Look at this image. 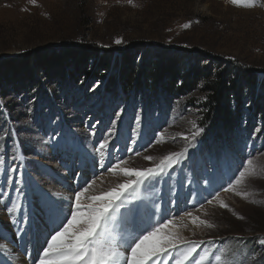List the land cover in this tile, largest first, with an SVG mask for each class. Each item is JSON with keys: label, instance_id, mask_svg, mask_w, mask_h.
I'll list each match as a JSON object with an SVG mask.
<instances>
[{"label": "rangeland", "instance_id": "374dc122", "mask_svg": "<svg viewBox=\"0 0 264 264\" xmlns=\"http://www.w3.org/2000/svg\"><path fill=\"white\" fill-rule=\"evenodd\" d=\"M244 2L255 6L235 5L231 0H134L135 6L127 0H36L35 4L30 0H0V64L7 61L20 63L32 53L48 55L96 47L118 55L109 75L99 72L92 62L76 83L72 82L69 92L60 82L49 83V80L41 79L52 98L50 107L54 108L58 118L51 117L49 107L41 106V110H35V102L15 94L12 86L4 90L5 95L0 98L3 111L0 128L5 126L16 133L20 142L17 150L23 160L11 159L14 154L12 138L5 136V140H0V147L7 151L6 159L10 165H22L24 188L36 200L39 218L43 217L42 199H38L36 191L32 190L33 184L53 199L55 193L68 194L69 186L77 187L75 173L91 174L95 147L108 134L111 121L116 120V137L111 143L121 151L112 155L128 159L126 167H151L163 156L187 148L182 164L172 173L173 179L165 177V181L155 188L142 187L138 195L146 201L163 197V207L171 208L172 212L179 214L191 209L193 214L196 213L194 215L214 224L215 227L209 229L197 226L185 217L186 230H198L191 229L186 233L180 228L178 231L189 240H203L205 243L201 248L211 241L213 252L221 249L229 264H260L263 259L259 254L242 261L232 259L230 247L225 245L229 239L258 241L264 238V0ZM185 24L189 27L185 28ZM117 39L122 43L116 44ZM52 48L57 50L48 51ZM145 51L166 58L180 55L191 65L199 61L201 66L211 63L216 68L221 65L222 68L254 71L258 86L254 90L245 87L244 105L237 121L240 125L238 137L243 142L239 147L243 150L233 152L230 157L234 161L230 162L226 154H222L215 168L217 159L211 154L205 157L197 154L194 158L201 145L198 138L202 132L194 141L190 137L196 127L203 128L199 120L202 99L192 105L182 102L169 119L161 121L157 111L148 113L140 100L134 102L135 93L131 89L129 92L122 90L118 77L125 67L118 60L120 54L136 59L139 64ZM69 70L74 71L72 67ZM118 112L120 118L117 120L115 114ZM134 131L138 135L132 145ZM53 133H59L57 141L64 137V142L72 147L53 150L51 143H45ZM0 135L4 133L0 132ZM183 136H188L189 140H184ZM157 138L160 143L155 142ZM150 143L152 146L143 151ZM235 143L238 145L236 140ZM126 147L140 150L141 155L124 151ZM149 155L153 161L144 159ZM247 159H252L253 163L246 165L248 172L244 182L236 187V191L247 192V197L238 196L235 191L225 192L223 189L229 179L241 170L240 165ZM186 164H192L195 171L188 170ZM107 176L111 179H105ZM105 177L103 184L97 181L98 186L105 189L125 179L112 174ZM206 180L208 184H205ZM157 189L163 192L162 197L156 195ZM11 191L8 189L9 194ZM216 193H219V199L207 204V199ZM173 199L177 200L178 207H172ZM221 202L228 207H220ZM22 203H26L24 197ZM4 208L0 205L1 216ZM1 216L0 224L4 228L0 229V236L5 238L16 227L12 220H4ZM23 239L28 241L27 236ZM14 242L17 244L18 240ZM38 247L31 252L32 257ZM5 261L7 257L0 254V264Z\"/></svg>", "mask_w": 264, "mask_h": 264}, {"label": "snow or ice", "instance_id": "6c2138e0", "mask_svg": "<svg viewBox=\"0 0 264 264\" xmlns=\"http://www.w3.org/2000/svg\"><path fill=\"white\" fill-rule=\"evenodd\" d=\"M30 2L35 4L36 0ZM127 2L135 6L134 0ZM231 3L243 4L245 7L255 6L250 2L245 3L244 0H231ZM184 27L187 28L189 25L185 24ZM115 43L120 44L122 41L117 39ZM115 115L118 120L120 113ZM138 123L139 118H137ZM0 132L4 133L0 135V140H5V136L13 139L14 154L11 159L23 160V156L17 150L20 142L16 139V133L9 132L6 128H0ZM201 132L203 128L196 127L191 133V140L194 141ZM57 135L59 133H53L45 143H51L53 150L72 147L64 142V137L57 141ZM137 135L138 133L134 131L131 138L132 145H135ZM115 137L116 120H113L108 134L102 137L95 147V154L91 157V174L75 173L78 178L77 187L69 186L68 194L55 193V199L48 193H41L42 218L32 217L27 212H22L19 218L12 215L22 210L21 198L24 196L22 165L20 167L16 164L10 165L6 159L7 151L0 147V205H4L12 216L17 237L23 239L27 236L28 244L35 241L33 247L39 245L35 257L31 256L27 247L16 254L12 247L15 242L10 243L0 236V240L4 241L0 242V254L7 257V261L3 264L8 262L11 264H229L221 249L217 248L213 252L211 241L201 248L205 243L203 240H189L178 231L180 228H187V224L182 223L185 217L193 224L209 229L214 228V224L194 215L191 209L176 214L171 208L162 207L160 199L146 201L138 195L142 187L155 188L157 184L165 181V177L169 180L173 179L172 173L175 172L176 166L182 164L187 148L163 156L151 167L130 168L126 167L128 159L112 155L121 151L111 143ZM182 138L189 140L188 136ZM155 142L160 143V139L157 138ZM151 146L150 143L143 151H147ZM124 151L134 153L136 156L141 155V151L134 147H126ZM144 159L153 161L150 155L145 156ZM252 163V159L242 163L241 170L229 179L228 185L223 190L235 191L236 195L247 197V192L236 191V187L243 184L248 172L246 165L250 166ZM106 174L121 175L125 179L106 189L99 187L97 181L103 184ZM208 183L206 180L205 184ZM8 189L16 192L15 199L9 196ZM218 199L219 193H216L206 202L211 205ZM171 205L178 207L177 200H171ZM200 207L202 208L203 204ZM220 207L227 208L228 205L221 202ZM238 218L243 219V217ZM37 219L40 223H37ZM178 221L180 223H177ZM257 242L264 251V238L254 243ZM25 257L28 259L25 260ZM260 264H264V260Z\"/></svg>", "mask_w": 264, "mask_h": 264}, {"label": "trees", "instance_id": "16d2710c", "mask_svg": "<svg viewBox=\"0 0 264 264\" xmlns=\"http://www.w3.org/2000/svg\"><path fill=\"white\" fill-rule=\"evenodd\" d=\"M56 50L52 48L48 51ZM144 53L139 64H136V59L132 60L130 56L124 57L123 53L120 54L118 60L125 67L118 77L122 90L129 92L131 89L135 93L134 102L138 103L140 100L148 113L157 111L161 121L169 119L182 102L192 105L197 99H202L199 120L204 130L198 138L201 145L198 152L194 153V157L197 154L203 156L204 153L209 152L217 158H222L221 155L226 154L230 162L234 161L230 157L233 152L243 150L239 147L243 142L238 137L240 125L237 121L240 120L244 105L242 98L247 89L245 87L249 86L254 90L258 86L254 71L242 68L232 69L227 66L222 68L221 65L216 68L211 63L201 66L199 61L191 65L190 61L184 62L180 55L166 58L157 53H147V51ZM115 55L112 51H100L96 47L77 52L48 53V55L38 52L28 54L20 63L7 61L0 64L2 94L0 98L5 95L4 90L12 86L15 94L35 102L33 105L35 110H41V106L49 107L51 117L58 118L54 108L50 107L52 98L48 95L44 87L45 83H42L41 79L49 80V83L60 82L69 92L73 86L72 82L76 83L92 62L99 72H107L109 75L108 72L113 69L116 61L114 58L118 57ZM70 67L74 71L69 70ZM2 114L3 111L0 109V118ZM7 130L10 132L9 129ZM186 165L192 170L191 164ZM254 242L253 239L248 241L229 239L225 245H229L232 259L242 261L259 254L264 260V251Z\"/></svg>", "mask_w": 264, "mask_h": 264}, {"label": "bare ground", "instance_id": "6f19581e", "mask_svg": "<svg viewBox=\"0 0 264 264\" xmlns=\"http://www.w3.org/2000/svg\"><path fill=\"white\" fill-rule=\"evenodd\" d=\"M109 177V178H108ZM106 178H108V179H111V177L110 176H107V177H105V179ZM113 179H114V177H113ZM98 185V184H97ZM32 186V185H31ZM159 187H160V185H159ZM149 188V187H148ZM32 190L33 191H36V194L38 195V199H43L42 198V195H41V193H42V191L40 190V187L38 186V185H36V184H33V188H32ZM154 190V189H153ZM143 191H144V189H143ZM14 192L15 191H11V193L9 194V196L12 198V199H15L16 198V192H15V194H14ZM44 193V192H43ZM140 195V194H139ZM156 195L158 196V195H160V197H162L163 196V192H159V190L157 189V191H156ZM151 196V195H150ZM24 198H25V200H26V203L24 204V203H22V210H18L16 213H14V214H12V215H14L16 218H19L21 215H22V211L23 212H27L30 216H32V212H33V216L32 217H38L39 218V216H37L36 215V200L34 199V197H33V195H32V193H30V192H28V190L26 189V188H24V196H23ZM22 197V198H23ZM143 197V196H142ZM148 197V196H147ZM177 197V196H176ZM22 198H21V201H22ZM32 198V200L30 201V199ZM157 199H160V202H161V205H162V207H163V205H164V199H163V197L162 198H157ZM25 202V201H24ZM194 202V201H193ZM10 206V205H9ZM40 207H41V210H42V207H43V204H41L40 205ZM2 211V213H4V215H0L1 217H2V219H4V220H8V219H10V220H12V216L6 211V209L4 208V209H2L1 210ZM21 211V213H19ZM194 214H196V213H194ZM5 222V221H4ZM37 223H40V220L39 219H37ZM177 223H180L179 221L177 222ZM182 223H184V224H187L188 225V223H186V221L185 220H183V222ZM191 227V226H190ZM4 227H3V225L2 224H0V229H3ZM192 230H198V229H193V228H191ZM191 229H189L188 231L186 230V228H181L180 230H183L184 232H189ZM2 231V230H1ZM7 231V230H6ZM34 232H35V229H34ZM3 235H5L4 233H3ZM22 235V234H21ZM5 238L7 239V241L8 242H13V241H15V240H18V243L16 244V243H13L12 244V247H13V249H14V252L16 253V254H18L21 250H23L24 249V247H27V250H28V252H32V251H34L35 249H36V247H37V245L35 246V247H33V244H35V241H33L32 242V244H28L27 243V241H25L24 239H19L18 237H17V233H16V229L14 230V231H11L10 232V235H6L5 236ZM12 239H13V241H12ZM0 242H3L2 240H0ZM17 249V250H16ZM31 256H32V254H31Z\"/></svg>", "mask_w": 264, "mask_h": 264}]
</instances>
